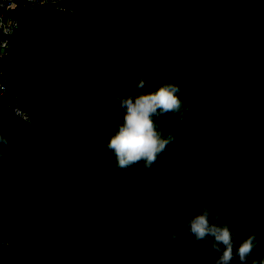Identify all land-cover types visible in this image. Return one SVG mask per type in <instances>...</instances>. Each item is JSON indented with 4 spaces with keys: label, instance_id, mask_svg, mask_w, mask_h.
Returning a JSON list of instances; mask_svg holds the SVG:
<instances>
[{
    "label": "trees",
    "instance_id": "16d2710c",
    "mask_svg": "<svg viewBox=\"0 0 264 264\" xmlns=\"http://www.w3.org/2000/svg\"><path fill=\"white\" fill-rule=\"evenodd\" d=\"M245 1L249 8L238 13L245 16L237 20L242 34L233 43V74L219 68L217 80L204 82L195 81L190 66L206 67L205 62L176 45L190 46L195 39L209 44L201 30L222 29L226 14L221 16L220 6L201 4L203 0H80L89 10H74L63 2L58 8L19 5L18 26L0 59L6 79L0 131L8 140L0 143V209H22L23 214L20 196L35 197L40 189L38 201L46 198L42 205L55 210L57 202L65 203L68 213H39L44 227L38 231L35 221L13 226L14 211L0 212L8 221L0 225V234L10 237L15 231L32 249L44 243V228L57 224L52 236L59 241L49 248L61 254L60 264L118 263L131 243L137 250L130 264H213L218 253L207 241H172L165 234L169 227L182 230L187 215L206 200L236 229L234 243L256 232L259 244L253 258L264 256V4ZM133 57L142 75L148 66L158 71L150 83L155 87L184 79L182 88L200 109L196 113L186 108L182 121L166 114L187 124L193 134L181 139L189 146L162 152L177 168L169 167L165 174L171 189L154 200L149 191L156 186L142 185L143 162L117 167L106 148L121 119L115 97L135 94L125 72ZM171 75L176 79H169ZM192 81L199 83L196 94ZM13 107L24 111L29 121L14 115ZM157 120L162 127V116ZM49 137L60 149L58 169L51 160L39 164L32 158L34 139L47 143ZM46 152L51 154L53 148ZM17 155L21 162L14 160ZM158 162L163 163L161 154L147 172L162 182L154 175ZM121 187L130 194L128 204L116 195ZM152 203L160 205L159 211ZM27 257L31 260L30 253ZM233 264H241L238 257ZM245 264H251L250 259Z\"/></svg>",
    "mask_w": 264,
    "mask_h": 264
},
{
    "label": "rangeland",
    "instance_id": "374dc122",
    "mask_svg": "<svg viewBox=\"0 0 264 264\" xmlns=\"http://www.w3.org/2000/svg\"><path fill=\"white\" fill-rule=\"evenodd\" d=\"M183 1L187 2L188 0H183ZM203 1L204 2H202L201 4L205 3V5H209L214 8L220 6V9H223V14L221 16L226 14L224 16L226 17L228 14H230L229 15L230 17H228L230 19L221 17V20H222V22L220 23V26L222 28L221 30L212 29L214 27L210 28L209 29L210 31L208 29H207L208 31H205V29L201 30V36H203L206 39H209L210 41L209 44L203 45L201 42H197L195 39L193 43L191 42L190 46L189 45L182 46L179 44L176 46L177 48H181L182 50H184L186 54L188 53L191 54L192 56L197 58V60H199L200 62H205L206 67L197 66L195 64L190 66L191 67L190 69L193 71V74L198 77V79L195 81L202 79L204 82V80L207 81V79L217 80L218 77H216V73L219 70H216V69H219V68H221L220 70L226 69L229 75L233 74V67H234L233 54L235 50L233 43L236 42L238 39H240V36L242 34V31H240V27L242 25L237 23L238 22L237 20L239 19L238 16H241L243 18L245 16L244 13H242L243 16L242 14H238V13L241 12V10H245V7L249 8V4H247L245 0H217L216 2L215 0H203ZM61 2H63V4L66 7H70L71 9H74V10L75 9L81 10L85 8L86 10H89L88 8L90 7V5L87 3L82 4L80 0H61ZM263 4H264V0H263ZM227 20H232V21L230 23H226ZM135 58L136 57H133V60L130 58L127 60L128 67L125 71L127 78L130 81L131 89L134 91V93L140 91V89H137L135 85L138 83L137 74H141L140 73L141 71L139 69L140 67L136 66ZM209 66H211V68ZM212 66H214L215 68L213 69ZM158 74L159 73L157 70H155L152 66H148L146 73L143 75L144 80H145V86L149 88L155 87V83L154 85H151L150 83L153 77L155 78L158 77ZM169 79L175 80L176 78L172 77L171 75ZM175 82L181 88L180 96H182L183 98L185 107L193 108L194 111L197 113V110H200L199 107H197L198 103L191 100V98L189 97L190 95H187V90L184 91V88H182L181 86V83L184 82V79L177 78ZM192 84H193L194 89H191V91L193 90L194 93L196 94L197 92L196 86H198L199 83L192 81ZM166 114L161 115L162 120H160V122L161 124H163L161 129L163 130L165 134L171 131L174 134L175 138L173 141H171L167 145L165 150L175 151L177 149H181V148H185L186 146H189L187 143L185 144V142H182L181 139L192 137L193 133L190 127L183 122H177L175 119L167 116ZM193 115H195V113ZM165 119L168 120L169 123H163ZM47 144H48V147H47ZM50 147L53 148V152H51V154H47L46 150L47 148H50ZM59 152H60V149L58 148V143L56 142L54 138L49 137L47 143H46V140L43 141L41 138H35L33 141L32 158L37 163L42 162L46 164L51 160L52 166L54 167V169H58L57 166H55V162H58L56 155ZM161 155H162L163 163L158 162L159 171L158 173H156L157 171H155L154 175L156 176V178L160 179L162 182L158 180L156 182L153 181L152 179L153 177H151L152 171L150 173L147 172V169H149L150 167L145 168L143 165L144 170L140 169V172H142L144 176V181H142L143 183L142 185L144 184L146 185L147 183V185L149 184V185L156 186L155 187L156 189L149 191L151 192L149 194L152 200H154L153 198L157 199L163 191L171 189V187H167L169 185L166 181L167 180L166 175L168 174L167 172H168L169 167L175 168V169L177 168V163L173 159H171L170 157L167 158L164 153L163 154L161 153ZM13 158L14 160H17L19 162L23 160L22 158H19L18 155L13 156ZM187 163L191 164L190 161H188ZM151 169L154 170L153 168ZM37 172H41V170H38ZM146 178H147V182H145ZM153 182L155 184H153ZM123 188L121 187L119 189H115V192L117 193L116 195L119 197V200H123L126 202V204H128L131 197L128 192H125L123 190ZM147 188L148 186L144 187V190H147ZM40 197H42L40 194V189H37L35 197H33L32 195L30 196L22 195L19 198L20 200L19 203H22L23 209L26 210L24 213L31 212L33 216L27 217L26 215H24V213L23 214L21 213L22 209H16V208H14V210L3 208V209H0V212L7 213V212L14 211L13 212V216H14L13 226L21 225L23 222H26V220H32V221H35L37 226H39L37 228L38 231H42V228L44 226H42V222L39 219H37V215L39 213L46 214L49 216L50 215L56 216L59 214L68 213V209L64 207L65 203H62L60 205L59 202H57L56 209L49 210L46 206L42 205L43 201L46 200V198H43L38 201V198ZM152 208L154 210L159 211L160 205L157 203H152ZM1 210H5V212H2ZM7 222L8 221L7 219H5V217H0L1 226H6ZM122 222L123 221H120L119 224H122ZM56 226L57 224H50L49 226L45 227L44 228L46 229L45 232L43 233V235L40 236L44 243H41V241H39V243L35 245L32 249L29 248L31 245L24 238L23 239L20 238L19 233L14 231L13 233L14 235H11L10 237H6L5 234L1 233L0 234V264H29L28 262L29 261L31 262V260L33 262L32 264H56L57 261L62 262L63 257L61 256V254L52 253L49 248L50 246L55 247L54 245L56 244V242L59 241L58 236L56 237L52 236L55 233H57ZM22 235L25 236V233ZM50 243H52V245L49 246ZM26 248H28V252ZM29 253L31 256V260L27 257ZM132 257H133V254L130 253L129 251L120 255V259L122 258L127 259L129 264H130V258ZM200 260H204V257H202V259ZM76 262H79V261H76ZM114 264H118V263H114Z\"/></svg>",
    "mask_w": 264,
    "mask_h": 264
},
{
    "label": "clouds",
    "instance_id": "9594fccd",
    "mask_svg": "<svg viewBox=\"0 0 264 264\" xmlns=\"http://www.w3.org/2000/svg\"><path fill=\"white\" fill-rule=\"evenodd\" d=\"M137 76L135 87L140 91L115 97L119 102L116 111L121 119L114 125L106 148L114 155L117 167H130L140 162L145 168L151 167L175 138L171 131L166 134L163 132L157 117L166 113L173 114L174 118L181 121L185 117L186 107L177 83L166 81L149 88L145 86L143 75ZM7 142L6 133L0 131V143ZM0 156H3L2 152ZM165 234L172 241L187 242L190 237L195 241H207V245H211L218 253L213 264H233L234 257H238L241 264L249 259L251 264H264V256L253 258L259 244L257 233L253 231L240 236L239 243H234L236 229L228 221H222L220 212H213L206 200L199 202L197 209L187 215L182 230L169 227ZM136 250V244L131 243L128 251L134 253ZM183 250L188 251L186 247ZM108 254L106 250L105 255ZM118 264L129 262L122 258Z\"/></svg>",
    "mask_w": 264,
    "mask_h": 264
},
{
    "label": "built area",
    "instance_id": "2783aa9c",
    "mask_svg": "<svg viewBox=\"0 0 264 264\" xmlns=\"http://www.w3.org/2000/svg\"><path fill=\"white\" fill-rule=\"evenodd\" d=\"M60 4L61 0H0V59L6 55L10 46V37L18 26L16 8L19 5L35 7L48 5L58 8ZM5 82V76L0 69V95L5 91ZM12 111L21 120L29 121V117L24 111L16 107H13Z\"/></svg>",
    "mask_w": 264,
    "mask_h": 264
}]
</instances>
